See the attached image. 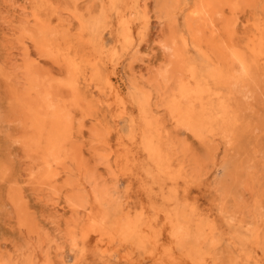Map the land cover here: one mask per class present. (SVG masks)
Wrapping results in <instances>:
<instances>
[{"label": "bare ground", "instance_id": "obj_1", "mask_svg": "<svg viewBox=\"0 0 264 264\" xmlns=\"http://www.w3.org/2000/svg\"><path fill=\"white\" fill-rule=\"evenodd\" d=\"M102 1L96 16L73 12V31L58 15L53 23L54 8L43 13L46 0L33 5L32 25L22 29L21 42L31 41L44 58L39 62L47 59L58 72L41 68L33 58L23 66L24 86H17L16 77L0 67L10 120L19 130L17 145L36 167L27 183L50 188L56 198L63 189L73 190L76 181L57 182L65 173L75 170L82 176L89 170L76 141L86 128L94 154L112 155L118 169L145 194L134 211L117 206L109 213L103 206L108 199L97 188L87 206L79 193L66 192L73 209L89 208L84 230L91 229L103 241V251L129 244L125 257L132 259L128 255L138 250L152 264H264V0H156L167 19L161 41L168 51L167 65L149 75L146 85L127 92L111 73L123 53L140 44L136 36L146 33L150 3ZM243 14L247 16L241 20ZM104 30L112 40L110 48ZM106 66L111 72L104 74ZM103 102L119 108L116 116L129 118L127 134L103 126L107 121L97 114ZM168 122L184 131L183 141L175 139ZM194 144L206 151L204 156L195 152ZM220 145L229 158L215 164L221 174L210 185L202 170L206 160L215 163ZM103 147L111 149L102 154ZM9 173L0 167V180ZM192 186L210 196L206 207L189 196ZM242 191L253 197L250 202ZM24 196L14 186L6 199L14 209L15 226L36 236ZM224 223L244 229V235L227 233ZM222 240L234 253L226 262L217 255ZM0 264L10 263L0 258Z\"/></svg>", "mask_w": 264, "mask_h": 264}, {"label": "rangeland", "instance_id": "obj_2", "mask_svg": "<svg viewBox=\"0 0 264 264\" xmlns=\"http://www.w3.org/2000/svg\"><path fill=\"white\" fill-rule=\"evenodd\" d=\"M35 1L38 0H0V67H3L2 69L5 71L11 72L14 78L16 77V80H14L17 86H24L23 84L25 83L22 78L23 66L33 58L35 60L33 59L32 61L37 62V65L41 68L50 69L54 71V73L58 72L55 66L52 67V64L49 61L47 62V59L39 62L40 59L44 58L38 55V50H36V47L33 46L31 41L24 39L26 42H21V39H23L21 34L23 33L22 29L24 31L26 27H31V13L35 9L33 5L36 7L40 0L37 3H35ZM46 1L43 13L50 12L53 8L56 12L59 11L58 14H56L55 11L52 12L51 18L54 19H52L53 23L57 22L60 18L64 23H68L72 27L71 30H75L77 25L73 14L74 11L77 10L76 13L80 12L83 13V15L86 13L84 17L90 18L98 14L100 4L103 2L102 0ZM144 1L147 2L148 0ZM154 1L155 2L149 0L147 2V4L150 3L148 5V10L150 11H148L149 23L144 36H136V42L138 41L137 44H139V42L140 44L136 45V49L132 48L133 50L129 49L123 53V57L121 56L119 59L116 70L111 73L115 84L125 92L133 90L135 86L146 85V78L149 75L160 73L167 65L168 51L161 44L165 28L167 27V19L163 16L161 17L157 9L156 0ZM48 5L49 7H47ZM86 7L89 10L86 9ZM141 9L142 7L140 6L139 10L141 11ZM154 10L157 11L155 12ZM57 15L59 18L56 17ZM243 15H241L240 19L246 18L247 14ZM72 21H74V23ZM138 29H140V27ZM102 35L103 40H105L104 43L106 48H110L112 40L107 31L104 30ZM26 51L28 55H26ZM193 56H195V54H193ZM110 72L109 66L103 69L104 74ZM119 78L122 80L120 81ZM120 83H122V85ZM106 97L102 96V99L105 100ZM155 101L154 99V102ZM7 102L6 92L0 82V167H7L10 170L7 179L4 181L0 180V258L8 260L10 264H28L29 262H33L34 264H152V262L145 258L138 250L128 255H132L133 260L130 257H125L132 248L129 244L120 245L108 251H103V241L99 239L91 229L87 231L84 230L89 208L78 207L75 210L67 201V193L72 194L73 192H77L80 195V201L87 206L92 201L93 192L97 188L103 192L108 199L103 206L110 211L109 213H112L117 206H121L123 209L131 208V210L134 211L138 207L141 199L145 197L139 183L129 178L128 174H124L118 169L114 164L112 155L107 159L106 157L103 158L94 154L93 142L91 140L92 136L87 133L85 128L82 134L76 136V141L82 145L86 152H84V158L87 161L89 169L87 172L89 175L91 171L93 172L90 177L87 176L88 174L86 175V171L83 172L85 175L84 177L83 174L80 176L75 170L71 171L70 174L65 173L59 178L57 185H61L66 178L74 180L79 184H76L71 191L67 192L64 189L59 191L57 198L48 187L38 188L28 184L27 180L30 177L29 172L34 171L36 167L32 165L29 159L23 157L25 156L24 150L20 145H17L18 142L16 138L19 130L17 124H12L10 120L11 115ZM104 105V102L98 104L99 108L97 111L100 120L102 122L107 121L106 123H102L103 126L118 127L120 133L127 134L130 129L129 118L127 116L123 118L116 116L119 108L114 103L108 107ZM157 113L159 114V112ZM160 113L163 114L162 111H160ZM164 115L167 118L165 113ZM110 120L113 124L115 123L114 125L116 126H113ZM168 125L175 139L180 142L183 141L185 137L184 131H177L171 128L169 122ZM112 138H114V136H111V148L114 147L115 143V138L113 140ZM220 146L216 154L215 163H210V159L206 160L207 165H205V168L202 170L203 178L207 184L210 185L214 184L221 174L219 168L213 169L216 167L215 164H219L229 158V153L225 151L222 145ZM111 148L107 147L105 149V147H103L101 150L102 154ZM194 149L200 156L205 155L206 151L201 146L194 144ZM258 169L260 170L261 167ZM14 186L21 187L23 190L26 207L28 211L30 210V216L36 224L38 231L37 237L31 236L25 230H19L15 226V212L6 199L9 187ZM202 192V190L192 186L189 196L194 200L196 199L202 207H206L210 196ZM242 195L246 200L245 202H250L253 198L252 196L250 197L247 191H242ZM193 199L190 200L193 201ZM230 202L232 203L231 200ZM230 202L227 206H231ZM227 209L229 210V208ZM263 210L262 213H264ZM252 225L253 224L249 220L248 226L251 227ZM73 227L74 231H72ZM223 229H225L227 233H234L238 236H243L245 232L244 229L239 230L236 227H229L225 223L223 224ZM218 252L217 255H219L224 262L230 260L234 254L231 252V248L226 240L221 241Z\"/></svg>", "mask_w": 264, "mask_h": 264}]
</instances>
